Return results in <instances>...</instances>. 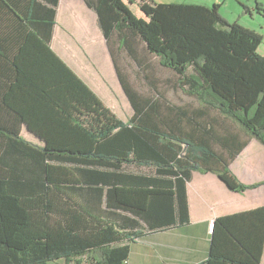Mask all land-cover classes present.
Listing matches in <instances>:
<instances>
[{
	"label": "trees",
	"instance_id": "16d2710c",
	"mask_svg": "<svg viewBox=\"0 0 264 264\" xmlns=\"http://www.w3.org/2000/svg\"><path fill=\"white\" fill-rule=\"evenodd\" d=\"M85 2L98 14L134 113L128 121L118 119L74 73L62 72L67 87L78 88H68V94L97 114L91 132L66 105V116L94 142L78 149L38 146L22 137L23 117L4 98L23 72L18 59L27 34L34 30L51 42L60 0H0V264H48L59 258L66 264H126L128 242L174 224L176 192L164 184L175 181L181 222L189 221L186 181L195 170L216 172L238 192L260 184L242 183L230 166L250 137L264 144L261 37L230 23L218 4L145 2L140 5L145 16H138L126 0ZM150 55L176 73L175 86H187L189 96L227 118L225 127L239 124L248 138L212 128L206 135L202 115L194 117L171 97L135 87L127 68L133 63L148 78ZM190 66L203 80L187 74ZM130 166H155L159 177L128 172ZM119 209L136 218L116 217ZM261 212L264 206L218 216L206 264H259L264 225L252 246L234 232L232 222Z\"/></svg>",
	"mask_w": 264,
	"mask_h": 264
},
{
	"label": "crops",
	"instance_id": "0c3cea01",
	"mask_svg": "<svg viewBox=\"0 0 264 264\" xmlns=\"http://www.w3.org/2000/svg\"><path fill=\"white\" fill-rule=\"evenodd\" d=\"M161 1L126 0L134 13V7L140 10V5L145 2L155 4ZM98 20L97 12L87 6L85 0H60L51 42L47 43L34 30L27 34L18 59L23 72L11 84L4 97L6 104L22 115L21 135L25 139L38 146L82 149L94 145L93 140L88 139L84 131L64 112L67 111L66 105L70 106L72 117L78 116L86 128L94 131L90 125H93V117L97 114L87 112V108L80 104L75 96L68 94V88L73 92L78 88L76 86V90L71 89V84L67 87L68 81L61 77L62 72L66 75V70L74 73L118 119L128 121L133 115L130 99L122 87L111 50ZM178 86H171L172 100L189 108L194 117L202 115L200 120L206 125V135L212 128L221 135L237 134L242 140L248 138L249 133L239 124H236L235 129L225 127L223 122L227 118L221 112L189 96L187 86L182 89ZM179 89L186 90L185 99L180 100L175 96ZM119 102L123 106H119ZM58 104H61L64 110ZM129 108L130 114L122 112L128 111ZM176 114L177 111L171 113L169 119ZM216 146L220 147L218 143ZM126 169L128 172L159 177L155 166H130ZM230 169L242 183L260 184L238 192L230 189L216 172L195 170L192 178L186 181L189 221L182 222L176 200L175 181L174 185L164 184V187L172 188L176 192L171 196L174 224L145 231L140 238L128 242L130 254L126 264H206L213 241V235L208 231L209 223L215 221L218 216L239 214L264 206V144L250 137L243 150L232 159ZM155 186L152 183L149 185L150 188ZM147 204L151 205L150 199ZM103 207H106L104 201ZM115 211V216L124 217V220L127 217L136 218L134 214L123 209ZM263 222L264 212H261L234 218L232 226L236 234L255 246L253 242L258 243ZM53 262L67 263L64 258ZM259 264H264V245Z\"/></svg>",
	"mask_w": 264,
	"mask_h": 264
},
{
	"label": "rangeland",
	"instance_id": "374dc122",
	"mask_svg": "<svg viewBox=\"0 0 264 264\" xmlns=\"http://www.w3.org/2000/svg\"><path fill=\"white\" fill-rule=\"evenodd\" d=\"M158 1V0H157ZM168 2H178V3H202L208 4L209 6H214L218 4L220 12L225 16V18L230 23H238L243 29H249L254 31L259 35L261 40L258 43V52L264 55V0H162ZM161 1V2H162ZM132 2V0H131ZM166 2V3H168ZM164 3V2H163ZM135 13L139 16H145V14L134 7ZM148 69H146V74L148 78L144 76V71L141 73L135 64L132 63L130 67L127 68L131 80L135 87H138L146 93L147 95H157L164 94L166 97L170 98L172 96L170 90L171 86L177 83L176 73L167 67L160 64L158 57L150 55L148 58ZM197 68L195 66H190L187 70V74L194 75L200 80ZM155 84V85H154ZM179 85V84H178ZM180 100L185 99L187 95L184 91L179 89V93L175 95ZM119 106H123L119 102ZM127 114L131 113V108L129 110H122V112ZM125 113V115H126ZM124 115V116H125ZM125 118V117H124ZM49 264H56V262H50Z\"/></svg>",
	"mask_w": 264,
	"mask_h": 264
},
{
	"label": "built area",
	"instance_id": "2783aa9c",
	"mask_svg": "<svg viewBox=\"0 0 264 264\" xmlns=\"http://www.w3.org/2000/svg\"><path fill=\"white\" fill-rule=\"evenodd\" d=\"M214 228H215V221L212 220V221L209 223V229H208V231H209L210 233H212V231H213Z\"/></svg>",
	"mask_w": 264,
	"mask_h": 264
}]
</instances>
